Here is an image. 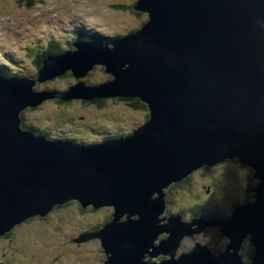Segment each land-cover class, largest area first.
Here are the masks:
<instances>
[{
	"label": "water",
	"instance_id": "obj_1",
	"mask_svg": "<svg viewBox=\"0 0 264 264\" xmlns=\"http://www.w3.org/2000/svg\"><path fill=\"white\" fill-rule=\"evenodd\" d=\"M133 7L148 14L134 32L48 55L37 79L0 74V235L78 201L114 206L103 228L75 239L99 237L105 264H264V0H137ZM96 64L113 79L59 93L34 90L35 80L66 70L84 76ZM57 97H137L149 119L127 136L95 143L22 127L24 109ZM229 158L253 169L250 200L227 218L185 221L178 213L161 222L164 188ZM211 225L228 239L222 251L195 242L173 257L183 238L194 240ZM245 239L251 258L242 255ZM145 253L170 258L151 263Z\"/></svg>",
	"mask_w": 264,
	"mask_h": 264
},
{
	"label": "rangeland",
	"instance_id": "obj_2",
	"mask_svg": "<svg viewBox=\"0 0 264 264\" xmlns=\"http://www.w3.org/2000/svg\"><path fill=\"white\" fill-rule=\"evenodd\" d=\"M135 2L36 0L33 6H28L27 0H0V54L11 52L14 55V62H10L12 71L23 76H36L38 69L35 68V61L24 55L25 51H37V43L52 34L62 41L63 47H68L72 38L66 32L72 30L79 19H85L90 29L103 35L127 34L147 19V13L135 11ZM112 79L113 76L105 72V67L97 64L78 78L71 70H66L53 79L35 80L34 90L61 92L79 81L98 84ZM148 113L147 109H134L128 102L116 98H107L103 107L85 101L61 102L54 98L35 108L27 107L21 112V117L26 124L39 126L52 135L63 134V129L69 133L77 132L79 142L91 143L101 141L109 134L132 133L134 128L146 121ZM251 176L248 168L237 159L230 158L197 170L189 183L171 184L164 188L166 211L160 215L164 218L161 222L166 223L167 216L180 212L183 219L191 220V208L198 204L203 215L213 213L211 216L227 218L233 202L244 203L251 196L248 187L257 182ZM58 206L55 205L47 214L28 217L18 223L10 234L0 235V264H104L107 253L98 237L82 242L73 239L103 228L114 214V206L94 208L89 205L83 208L78 201ZM165 236V232L160 234L154 244L157 245L159 239ZM182 240L173 257H178L194 245L190 238ZM195 241L208 244L218 253L224 249L228 239L220 234L218 226L211 225L196 234ZM253 249L246 239L242 246L244 257L251 258ZM144 256L151 263L170 258V254L166 253L158 256L145 253Z\"/></svg>",
	"mask_w": 264,
	"mask_h": 264
},
{
	"label": "trees",
	"instance_id": "obj_3",
	"mask_svg": "<svg viewBox=\"0 0 264 264\" xmlns=\"http://www.w3.org/2000/svg\"><path fill=\"white\" fill-rule=\"evenodd\" d=\"M34 2H36V0H27L28 6H33L35 4ZM132 31H134V29L129 30V32H132ZM82 32H83V29L82 30L81 29H75V32H74V30H73V33L71 31L70 36L74 37L73 38L74 40L79 39L78 37H80V36L81 37H84L83 38L84 40L90 38L88 36L89 34L82 33ZM95 34H96L97 37H105L103 39L98 38V39H101V40H109L111 38L110 36H104L103 34H99V33H96V32L94 34H90V35L91 36H95ZM74 40H72V42ZM37 48H38V50L35 51V52L32 51V52H29L28 53V52L25 51V55H28V57L33 58V61H35L34 62L35 68H37V69H40V67L42 66L43 58L44 57H46L47 55H51V54H58V53H61V52L64 51L62 41L54 40L52 37L49 38V40H47V42L44 45H38ZM1 57L3 59H1ZM10 62H14V55L13 54H9V53H7V54L5 53L3 55L0 54V74H2L3 76H6V77H8V76H10V77L11 76L12 77L19 76L20 74L18 72H14V71L11 70ZM32 74L33 73H31L30 75H32ZM32 76H34V75H32ZM106 99L107 98H96V99L89 100V101L84 100V99L83 100L85 102L94 103L98 107H103L104 104H105ZM116 99H119V100H122V101L132 100V101H128V104L131 105L134 109H140V110L141 109H147L146 104L143 103L141 101V99H139L137 97H130V99L129 98L117 97ZM58 100H62L61 102H70L72 99L71 100L63 101V99H60L59 98ZM22 125H23L24 128H30V129L35 130L36 132H39L40 134L42 133V130L40 129L39 126H34V125L26 124V122H24V121H22ZM61 132L63 133L64 138H66L67 140L78 141V133H71V132L69 133V132H66L63 129H62ZM122 135H123V133L118 132V133L106 135L105 137L106 138H113V137H120ZM81 142H84V141H81ZM191 177H192V175H190L188 178L184 179L183 181H181L179 183H175L172 186H178V185H182V184H187V183H189L191 181ZM233 206L234 205H231L230 212L234 208ZM191 209L193 211L192 212V215L193 216H199V215L202 214L201 209H200V205H195ZM212 214H209L208 217H212L211 216Z\"/></svg>",
	"mask_w": 264,
	"mask_h": 264
},
{
	"label": "clouds",
	"instance_id": "obj_4",
	"mask_svg": "<svg viewBox=\"0 0 264 264\" xmlns=\"http://www.w3.org/2000/svg\"><path fill=\"white\" fill-rule=\"evenodd\" d=\"M136 1H137V0H136ZM135 3H136V2H135ZM133 6H134V5H133ZM135 11H137V12H142V11H138V10H136V9H135ZM142 13H143V12H142ZM144 13H146V12H144ZM147 19H148V14H147ZM147 19L141 24L140 27L135 28L134 31L137 30V29H139V28H141L142 25L147 21ZM85 31H87V34H89L88 36H89L92 40H97V39H96V37H97L96 34H95V36H91V35H90V34H94V32H96V31H93V30L90 29V28L86 29ZM124 35H125V34H122L121 36H124ZM63 48H64V51H67V50H73V49H71V48H69V47H66V46L63 47ZM64 51H63V52H64ZM61 53H62V52H61ZM58 54H59V53H58ZM96 65H97V64H96ZM94 66H95V65H94ZM94 66H93V67H94ZM103 66H104V65H103ZM90 70H91V69H90ZM90 70H89V71H90ZM87 85H88V86H92V85H97V84H87ZM114 98H117V97H114ZM127 98H130V97H127ZM146 106H147V105H146ZM147 110H148V107H147ZM148 112H149V110H148ZM148 119H149V113H148V118L146 119V121H147ZM146 121H145V122H146ZM21 125H22V122H21ZM22 127H23V125H22ZM23 128H24V127H23ZM24 129H28V128H24ZM49 138H53V137L50 136ZM235 159H237V158H235ZM237 160H238V159H237ZM238 161H239V160H238ZM225 162H226V161H225ZM239 162H240V161H239ZM240 164L242 165L241 162H240ZM243 165H244V164H243ZM245 166H246V165H245ZM209 167H212V166H206V167L203 166V167H201V168H199V169H202V168H209ZM247 167H249V166H247ZM249 168H251V167H249ZM199 169H197V170H199ZM251 169H252V168H251ZM197 170H195L193 173H195ZM252 171H253V169H252ZM193 173H192V174H193ZM192 174H190V175H192ZM190 175H189V176H190ZM189 176H188V177H189ZM188 177H187V178H188ZM253 178H254V177H253ZM185 179H186V178H185ZM254 179H255V178H254ZM182 181H183V180H182ZM180 182H181V181H180ZM177 183H179V182H177ZM173 184H175V183H173ZM254 185H255V184H254ZM208 188H209V187H208ZM209 189H210V188H209ZM252 192H253V191H252ZM251 198H252V197H251ZM251 198H250V199H251ZM250 199H249V200H250ZM247 201H248V200H245L244 203L247 202ZM66 204H67V203H66ZM236 204H240V203H239V202H234V206H236ZM64 205H65V204H64ZM198 205H199V204H198ZM57 206H58V205H57ZM58 207H59V206H58ZM58 207H57V208H58ZM191 210H192V209H191ZM172 214H173V213H172ZM175 214H178V213H175ZM180 214L183 215L181 212H180ZM230 214H231V212H230ZM230 214H229L228 216H230ZM208 215H209V214H206V215L201 214V215H199V216H193V217H204V218H208V219L219 218V217H214V216H212V217H208ZM228 216H227V217H228ZM111 219H112V216L110 217V220H111ZM182 219H183V217H182ZM110 220H109V221H110ZM183 220H185V219H183ZM185 221H189V220H185ZM23 222H24V221H23ZM16 226H17V225H16ZM216 226H217V225H216ZM103 227H104V226H103ZM207 227H208V226H207ZM218 229H219V227H218ZM12 230H13V229H12ZM12 230H11L10 232H12ZM10 232H8L7 234H10ZM219 232H220V231H219ZM165 233H166V232H165ZM7 234H5V235H7ZM85 234H86V233H85ZM220 234H221V232H220ZM221 235H222V234H221ZM167 236H168V233H166V236H165L164 238L159 239V241L165 239ZM222 236H223V235H222ZM98 238H99V237H98ZM185 238H189V237H185ZM185 238H183V239H185ZM75 239H76V238H74L73 240L76 241ZM190 239H191V238H190ZM191 240H192V242L195 244V242H196L195 239H194V240L191 239ZM245 240H246V239H245ZM245 240H244V241H245ZM182 241H183V240H182ZM182 241H181V242H182ZM81 242H82V241H81ZM157 244H158V243H157ZM180 244H181V243H180ZM204 244H205V243H204ZM193 246H194V245H193ZM193 246H192V247H193ZM208 246H209V245H208ZM192 247H191V248H192ZM209 247H210V246H209ZM191 248H189L187 251H189ZM224 248H225V247H224ZM212 250H213V249H212ZM187 251H183V252H187ZM221 251H222V250H221ZM183 252H182V253H183ZM214 253H215V252H214ZM146 254H148V253H146ZM215 254H216V253H215ZM242 255H243V254H242ZM156 256H158V255H156ZM250 256H251V255H250ZM243 257H244V256H243ZM106 260H107V256H106L105 261H106ZM105 261H104V264H105Z\"/></svg>",
	"mask_w": 264,
	"mask_h": 264
},
{
	"label": "flooded vegetation",
	"instance_id": "obj_5",
	"mask_svg": "<svg viewBox=\"0 0 264 264\" xmlns=\"http://www.w3.org/2000/svg\"><path fill=\"white\" fill-rule=\"evenodd\" d=\"M129 99H130V98H129ZM128 101H132V100H127L126 102H128ZM242 166L248 168V169L251 171V173H252L251 178L253 179V171H252V169L249 168V167H247V166H245V165H243V164H242ZM253 187H254V183L251 184V186L248 187V194H250L251 196H250L247 200H249V199L252 197V194H253L252 189H253Z\"/></svg>",
	"mask_w": 264,
	"mask_h": 264
},
{
	"label": "bare ground",
	"instance_id": "obj_6",
	"mask_svg": "<svg viewBox=\"0 0 264 264\" xmlns=\"http://www.w3.org/2000/svg\"><path fill=\"white\" fill-rule=\"evenodd\" d=\"M3 55V54H2ZM25 55V54H24ZM3 59V58H2ZM58 125V124H57ZM95 128V127H94ZM72 129V128H71ZM96 129V128H95ZM77 133V132H76ZM74 136V135H73ZM87 142V141H86ZM207 214H210V213H207ZM96 231V230H95ZM86 240H88V239H86ZM86 240H84V241H86Z\"/></svg>",
	"mask_w": 264,
	"mask_h": 264
}]
</instances>
